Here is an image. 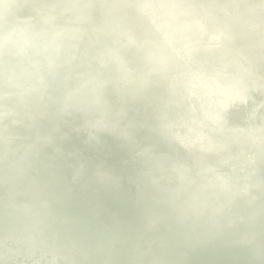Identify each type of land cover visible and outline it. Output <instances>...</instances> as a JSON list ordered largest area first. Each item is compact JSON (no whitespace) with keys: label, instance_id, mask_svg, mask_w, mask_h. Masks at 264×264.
<instances>
[{"label":"water","instance_id":"water-1","mask_svg":"<svg viewBox=\"0 0 264 264\" xmlns=\"http://www.w3.org/2000/svg\"><path fill=\"white\" fill-rule=\"evenodd\" d=\"M137 1L131 0L129 4H120L124 5L125 9L139 12L140 16L149 22L157 20L169 25L168 29L156 28L149 23V25L144 23L139 26L142 34L148 38L156 37L162 46L157 50L149 46L146 70L151 76L147 84L155 88L165 82L163 78L157 76L160 75V71L153 68L152 62L157 57L163 65L183 70L175 73L173 71L169 80L181 88L178 93L175 92L177 95L175 106H178L180 100L185 101L189 106L187 112L189 120L178 118L172 109L173 106L167 105L166 98L158 92L161 105L166 109L151 104L142 107L134 100L122 106L116 96L110 97L107 105L102 108L98 101H87L89 108L99 110L97 120L80 122V126L84 128L87 135L81 132L79 124L76 126L63 123L60 114L68 117L75 116L76 110L81 107V102L72 96L71 91L60 94L56 87L49 85L48 80L53 79V74L61 67L60 58L51 59L50 56H60L68 48L73 53L70 63L75 66L80 64V58L78 54H75L74 46L62 43L64 33L56 30V22L63 12L57 9L53 14L48 13L53 4H59L62 0H19L25 6L16 12L17 22L13 26L14 30L9 34L0 35V67L7 70L6 74L0 73V92H2L0 97V229L13 230V237L5 235L6 233L0 234V264H77L81 261L77 258L82 252L81 246L70 244L64 225L55 228L50 223L48 215L52 200L48 195L42 197V193L37 189L51 176L56 178L65 176L66 179L71 178L70 185L66 187V193L79 196L72 182L76 180V177H70L69 170L78 168L79 175L87 171L89 166L81 163L82 152L66 148L68 141L73 139L83 144V149L90 158H94V161L98 160L100 151L104 149L103 143L107 144L109 150L115 148L122 152H128V147L137 145L134 146L135 152H133V160H135L133 171L139 179L136 184H128L123 178V173L127 170L123 163L114 162L110 158V164L115 165L118 175L122 178L121 182L129 192L131 191V198L139 200L142 196L146 207L159 205L163 210H160L161 215L167 217V222L156 219L149 223L144 215L133 207L136 200L131 201V207L129 206L125 213L117 207L104 208L96 203L88 204V210L96 216L91 225L94 231L101 229L103 224L108 222L125 225L122 230L123 235L120 237L110 232L104 236L102 242L104 252L112 254L108 261L110 264H170L168 256L175 248L176 240L167 233V226L181 228L191 225L184 217L185 212L208 220L209 223L204 227V231L210 239L218 242L225 240L223 231L231 224L213 218L233 216L234 219L230 220H236V230L239 234V237L233 241L234 250H237L238 254L235 257L238 260L227 262L223 256L216 255L211 247L204 250V254L197 253L194 246L190 245L192 241L190 234L180 231L183 240L179 253V256L183 257L181 264H197L196 261L201 258V255L203 258L206 256L213 260H207L209 263L204 264H264L262 249L255 248L254 242L261 238V244L264 245V228L260 227V235L249 229L255 219L253 206L257 201L264 200L262 167L255 163L253 154L254 148H257L260 154L256 159L264 162V127L252 126L255 124L252 122L256 115L264 110V104L256 102L255 88L248 82L243 72L245 68L238 72L239 75L235 81H229V77L234 73L229 67L228 58L240 50L227 46L224 40L235 37V29H231V33L227 34L217 26L209 28L201 23H193L192 19L185 14L206 18L207 8L202 5L193 6L186 0H143L141 5H137ZM245 6L251 7V1L245 0ZM76 8L74 4H69L65 15L68 16L70 25L78 27V33L74 39L79 42L87 33V28L84 23L79 26L78 21L71 14ZM113 10L108 8L107 16H112ZM258 11L264 10L258 9ZM35 23L40 26L47 25L55 31L53 40L49 44L45 41V37L34 28ZM129 34L131 31L127 30L125 39L129 37ZM172 35H178L198 48L203 39L208 38L210 46L220 52L216 58L223 62L225 68L214 71V74L203 63L195 64L190 54L177 50ZM261 37L264 39V32ZM95 43L94 46L99 44L97 40ZM101 45L110 54L120 53L115 46L103 43ZM113 50L116 51L113 52ZM244 52L245 50L242 53ZM111 61L109 56L101 62L102 70L110 67ZM118 61L122 74H127L125 59L121 58ZM47 62L49 67L44 71L43 66ZM258 68L264 74V65L259 64ZM192 69L195 70V75L187 73ZM98 73L95 82L83 83L79 86L81 92L88 94L87 97L94 90L99 95L101 90L108 88L107 82L99 78L100 72ZM8 74L9 76H5ZM116 81L120 83L117 82L115 88H120L122 81ZM128 84L135 88V94L144 100L148 99V94L142 92L136 82L130 81ZM232 90H236L237 93L232 94ZM165 110L174 118L173 121H166ZM234 110H246L248 113L253 111V115L243 114L250 124L244 125L237 122L231 115ZM231 125L237 126V132L232 140L223 142V138L227 135L226 130ZM181 128L184 129L183 133ZM63 131L67 134L66 137ZM181 135L185 138H181ZM189 147L202 151L206 155L204 157L210 161H214L212 154L217 150L229 151L234 155L241 151L244 160L239 161L236 156H230L217 163V166L199 167L195 159H188L183 154L185 153L183 149ZM136 148L139 150L136 151ZM151 153L152 155L157 153L161 162H170L172 165L169 168L170 175L161 176L158 182L149 180L148 171L158 167L150 160ZM141 164L147 169L144 170ZM183 167L196 171L197 179L186 178ZM233 171H241L238 178L231 174ZM41 173L47 174L44 182L39 180ZM98 178L106 196L114 205L119 203L114 192L107 189L110 179L108 174L103 172L98 174ZM209 178H213V183H207ZM47 185L53 188L60 187L52 180L47 182ZM176 186L178 188L174 191L173 188ZM217 187L224 193H229L230 201L215 194ZM7 188H12L14 194L27 193L33 197L39 195V204L36 207L20 206L7 193H1V190ZM190 189L198 191L201 202L209 206L211 217L208 214L206 217L200 202L189 201ZM87 190L92 192L93 188L87 185ZM258 191L262 193L260 196L257 194ZM157 193L160 194L159 198L156 196ZM171 194L177 195L181 202L190 205L188 207L190 211L187 206L185 208L184 204L178 203V199L176 201L172 197L166 199L165 196ZM66 203L69 202L63 203V208L67 206ZM226 208L231 210L229 215L225 212ZM36 209H42L47 216H37ZM170 210L176 214H170ZM33 218H36L38 223L33 222ZM95 238L96 235H93V239ZM241 240H244V246L241 245ZM51 243L55 244V248L50 247ZM206 243L207 241L204 242ZM116 244L118 246L122 244L124 248H113ZM239 247L249 250V255L242 257L237 249Z\"/></svg>","mask_w":264,"mask_h":264},{"label":"bare ground","instance_id":"bare-ground-1","mask_svg":"<svg viewBox=\"0 0 264 264\" xmlns=\"http://www.w3.org/2000/svg\"><path fill=\"white\" fill-rule=\"evenodd\" d=\"M193 6H205L207 8V17L201 18L196 15L185 14V16L190 17L192 22L195 24L201 23L205 26H217L220 27L225 33L230 34L231 29H235L236 36L232 38H228L224 40V43L227 46H231L240 51H237L231 57L228 58L230 69L234 73L229 77V81L233 82L237 79L240 72L243 68V71L246 74L248 82L250 85L255 88V100L256 102H262L264 104V74L258 68V65H264V39L261 37L264 32V0H250L251 7L245 6V0H186ZM119 2V3H117ZM131 0H62L59 4H53L50 8L49 14H53L55 10L59 9L63 14L56 22V30L62 31L64 33L61 42L66 45H73L76 52L80 58V64L75 66L70 63V57L73 55L72 51L66 48L67 51H64L60 56L53 55L49 58H60L61 67L59 70L53 74V79L49 78L51 86L56 87L60 94H66L71 91L72 96L76 97L79 102H81L80 109L76 110V114L73 117H68L64 114H60V118L62 122L69 123L80 126V122L84 120V123L90 122L91 120H97L99 117V110L94 108H89L87 101H98L99 106L102 108L107 105L108 99L112 96H116L118 102L125 106L128 101L134 100L138 103V105L144 107L148 104H151L156 107H161L166 109V107L161 105V101L159 100V94L163 95L166 98L167 105L173 106L172 109L177 114V117L184 120H189L188 110L189 106L183 100H180L178 106L177 104V95L181 88L172 84L169 80V76L171 73L182 72L183 70L177 69L174 66H165L160 62V58H156L153 64V68L156 71H160V75H157L165 80V82L153 88L147 84V80H150V74L147 73L146 65H147V55L149 53V46L151 48L155 47L154 50L160 49L162 46L160 40L156 37L148 38L139 29V26L144 23H149L153 27L160 28L165 27L168 29V24L166 22H160L157 20L149 22L145 17L143 19L139 12H133L128 9L123 8L122 4H129ZM143 0H138L137 5H141ZM69 4H74L77 8L71 13L76 20L77 24L84 23L87 28V33L82 36L79 42H76L74 37L78 33V27L72 26L69 24L68 16L65 15L67 10V6ZM108 8H113V15L107 16L106 10ZM56 13L54 14V16ZM237 21V22H236ZM148 24V25H149ZM34 28L45 37V41L48 44L53 40V36L55 31L50 29L47 25L40 26L39 24L34 25ZM13 27L9 28L7 31L0 27V35L9 34L13 31ZM131 31L129 37L125 39L126 31ZM19 32V31H18ZM20 36L22 34L19 33ZM172 40L174 41L177 50L184 51L190 54L193 57V62L197 64V62L203 63L208 67L210 72H214L216 70H223L225 65L223 62L219 61L216 56L220 53L218 50L212 48L209 43V39H203L201 46H195L193 44H189L188 41H185L178 35H172ZM95 40L99 42L98 45L94 46ZM101 42V43H100ZM107 44L117 47L120 50V53L110 54L107 50L104 49L103 45ZM245 50V54L241 52ZM116 50H113L115 52ZM111 56L110 67L102 70L100 63L108 59ZM124 58L126 61V73L122 74L119 69V59ZM49 67L48 62L44 63V71ZM193 70V71H192ZM187 71V73L196 74L194 69ZM99 78H103L104 81L107 82L108 88L105 90H101L100 94L94 90L93 93L89 96L88 94L81 92L79 86L83 83L92 84L96 79L97 74H99ZM0 73H7L6 68L0 67ZM215 74V72H214ZM5 76H9L5 75ZM125 76V77H124ZM129 78V80H127ZM69 79V81L67 80ZM116 80L122 81V86L117 87ZM136 82L137 87L142 91L148 94V99L144 100L135 94V88L130 86L128 82ZM223 81V80H221ZM95 82V81H94ZM120 83V82H119ZM120 89V90H119ZM162 90L163 92H161ZM176 92V93H175ZM0 92V97H1ZM232 94H236V90L231 91ZM94 95V96H93ZM1 102V101H0ZM244 113H248V111H240L234 110L231 112V115L239 122L240 124L248 125L250 124L248 119L243 116ZM253 115L254 112H249L248 115ZM164 117L166 121H173L174 118L170 116L165 110ZM59 118V119H60ZM58 120V118H57ZM104 120V119H103ZM255 123L252 126L262 128L264 127V110L262 113H258L254 118L253 122ZM81 127V126H80ZM236 125L228 126L226 132L227 135L223 138V142H229L232 140L237 132ZM82 133L87 135V132L82 128ZM183 133L184 129H180ZM63 135L66 137L67 134L63 131ZM214 135V134H213ZM120 138H123L120 136ZM181 138H185L181 135ZM69 140V137H67ZM108 140V139H107ZM109 141V140H108ZM104 144V149L100 151V156L98 160L94 161V158H90L83 149V144L78 140H70L68 141V145L66 148H70L71 150L82 152L83 156L81 163L89 166L87 171L83 172V174H77L78 168H72L69 170L70 177H76V180L72 181L73 186L77 195H68L66 193V187L70 185V180L66 179V177H49L48 181H53L54 184H59L60 187H51L47 185V182L38 186V191L42 193V197L48 195L52 200L50 214L48 215V219L51 221L50 223L55 227H61L64 225L66 230V235L69 238L70 244L72 246L79 245L82 248V252L78 254V260L81 261H109L111 259L112 254H108L104 252L103 248V240L104 236L107 233H113L120 237L123 235L122 230L125 227L124 224H117L108 222L107 224H103L104 226L101 229L95 230L92 229V221L96 218V216L91 213L87 205L90 203H96L98 206L104 208H115L120 209L122 213L128 211V207L130 206L131 201H135L136 210L139 213H142L146 218V221L149 223L158 220H162L167 222V217H163L160 213V210L163 211L159 205L154 206H145L143 201V197L141 196L139 200L133 199L130 197L131 191L127 190V187L121 182V176L118 175L117 170L115 169V165L113 163L110 164V160L113 159L114 162L123 163L126 167V172L123 173V178L127 181V183L136 184L139 179L136 172L133 171V152H135V147H128V152H122L118 149L109 150V147L106 143ZM137 149V148H136ZM253 154L255 155V163L260 165L262 168V173L264 176V162L259 161V150L254 148ZM137 149L136 151H138ZM141 150V149H140ZM143 151V150H142ZM188 159H195L199 165V167H209V166H217L221 160L226 159L230 156H236L239 161H243V153L240 151L236 152L235 155L229 151L225 150H217L214 152L213 159L214 161L207 160L202 151L196 150L194 148H186L183 149ZM49 153V152H48ZM154 155V156H153ZM150 160H152L157 168H154L149 173V180H153L158 182L161 176L170 175L169 168L170 162H161L160 156L157 153H154ZM1 156V155H0ZM111 158V159H110ZM185 165V163H184ZM141 167L145 169V165L141 164ZM186 172V178L190 177L192 179H197L196 171H191L188 169H184ZM106 172L109 176V180L107 183V189L111 190V192L118 198V202L116 205L106 196L105 192L102 191V184L99 183L98 174ZM241 171H233L235 177H239ZM42 174V173H41ZM47 179V174L40 175L39 180L45 181ZM66 180V181H65ZM213 178H209L207 183H213ZM87 185H90L93 188V191L90 192L87 190ZM26 187V185H24ZM218 187H221L218 185ZM216 188L215 194L223 196L227 201H230L229 193H224L221 188ZM178 186L174 187V191H176ZM12 188H7L1 190V193H7L10 197L14 198L16 203L20 206H37L39 204L40 196L37 197L29 196L27 193L25 195L14 194ZM258 196L262 193L260 191L257 192ZM264 194V193H263ZM187 195V193H186ZM157 198L160 197V194H156ZM166 199L172 197L173 200L178 199V203L184 204L181 202L180 198L177 195H166ZM189 201H197L201 203V209L207 217L212 216L209 206L207 203L201 202L199 193L195 189H190L188 192ZM200 199V200H199ZM69 202L67 206L63 208V203ZM187 206V209L190 211ZM131 207V206H130ZM254 209V223L249 228L251 231H255L254 233L260 235V227L264 228V200H259L253 206ZM230 209L226 208L225 212L227 215L230 214ZM170 214L174 215L176 212L170 210ZM37 216H47L43 212L42 209H36ZM165 215V214H164ZM184 217L187 219V222H190L191 225L184 227H172L167 226V233L174 238L175 248L169 254L170 264H181L183 262V257L179 256L180 246L183 245V240L181 238L180 231H184L190 234L192 237V241L190 245L194 246L197 250V253H203L208 247H211L213 251H215L216 255L223 256L225 261L238 259L235 257L238 254L234 250L233 241L239 237V234L236 230V220H230L231 217H217L213 219H221L220 221H227L231 225L227 227L225 231H223L225 235V240L218 242L214 239H210L204 231V227L209 223L208 220L200 219L197 216L190 215L185 212ZM214 217H216L214 215ZM234 219V218H232ZM33 222L38 223L36 218L32 219ZM63 229V228H62ZM64 230V231H65ZM13 237V230L10 228H1L0 234H4ZM93 235H96V238L93 239ZM16 236V233H15ZM207 241L206 244L204 242ZM255 242V248L259 250L262 249L264 255V245L261 244V238H258ZM241 245L244 246V240H241ZM51 248H55V244L51 243ZM121 248L124 246L120 244L114 245L113 248ZM239 254L243 256L249 255V250L239 247L237 248ZM242 251V252H241ZM201 253V254H202ZM239 257V256H238ZM206 256L196 261L197 264L209 263ZM210 261H213L212 259ZM241 262V261H240ZM241 264V263H239Z\"/></svg>","mask_w":264,"mask_h":264},{"label":"clouds","instance_id":"clouds-1","mask_svg":"<svg viewBox=\"0 0 264 264\" xmlns=\"http://www.w3.org/2000/svg\"><path fill=\"white\" fill-rule=\"evenodd\" d=\"M25 6L19 0H0V27L6 31L17 22L16 12ZM77 264H110L108 261H79Z\"/></svg>","mask_w":264,"mask_h":264}]
</instances>
